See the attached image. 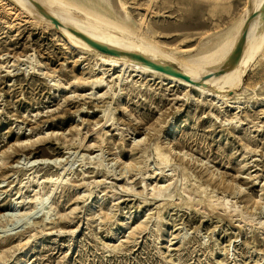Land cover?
Returning a JSON list of instances; mask_svg holds the SVG:
<instances>
[{"label": "rangeland", "instance_id": "374dc122", "mask_svg": "<svg viewBox=\"0 0 264 264\" xmlns=\"http://www.w3.org/2000/svg\"><path fill=\"white\" fill-rule=\"evenodd\" d=\"M116 1L181 58L251 5ZM21 13L0 0V264H264V48L220 101L136 72L118 81ZM155 144L215 175L177 156L165 167ZM199 187L214 204L188 198Z\"/></svg>", "mask_w": 264, "mask_h": 264}, {"label": "bare ground", "instance_id": "6f19581e", "mask_svg": "<svg viewBox=\"0 0 264 264\" xmlns=\"http://www.w3.org/2000/svg\"><path fill=\"white\" fill-rule=\"evenodd\" d=\"M5 1L14 9L20 10L22 12L21 14H25V16L35 21L36 24L38 23V25L42 27L57 32L61 38V42L71 50L79 54L92 56L95 60L99 61V66H107L109 70L112 71L116 70L119 73L117 76L118 81H121L122 77L128 72H136L161 79L162 81H167L173 85L188 88L190 91H195L202 96L213 97L220 101L224 100L226 97V95H224L226 89L232 92L233 89L242 85L245 74L248 70H252V66L258 61L256 60L258 53L264 48V15L260 14V10L264 5V0H249L251 4L250 7L248 9L246 8L247 6L245 7L246 10L243 15L232 29L229 31L226 30L228 32L220 41L216 44L213 42L215 44H212L214 46L213 48L206 51L200 50L201 52L197 51L195 55L192 54L193 56H187L186 58L176 56L179 50L178 48H174V50H165L160 44L155 42L151 37L152 34L150 30L143 29V27H145V22L143 20H139V27L132 25L129 21L128 14L124 11V4L120 3L122 2L121 0L120 2H118V0L116 2L120 5V9L124 11L122 15L118 14V10H115L118 11L116 14L112 11L114 6L111 3L112 7L108 2L111 0H85L81 2H77L76 0ZM33 3L42 7L50 20L40 14ZM109 9L114 12L110 13L112 17L107 15L108 11L110 12ZM252 14H256L257 16L246 25L248 18H250ZM53 22H56L57 25ZM245 30L246 38L239 58L230 67H226L234 47ZM84 38L96 45L109 49L114 52V54H106L98 51L86 43ZM203 44L205 46V43ZM130 54L138 55L156 66L174 68L180 72L182 77H176L154 70L148 65L133 59L129 56ZM102 82L103 80L98 79L93 84L97 85ZM84 139L85 138H82L80 141V146L84 148L90 147L83 145ZM153 150L156 153L158 161L165 165V167L171 164V156H177L181 161L187 160L188 163H195L203 167L209 172L210 178L215 175L213 173L214 171L212 172L210 168L205 167V163L195 160V158L186 152L176 151L173 146L168 147V151H165L158 144H155L153 145ZM179 166H181V164H178V167ZM63 170L64 168H61V171ZM181 170L185 171V168L182 166ZM61 182L62 179L60 181H54L53 187L56 188ZM55 188H52L50 194H52ZM165 188V186L158 188L157 192H163ZM152 191H154V189H152ZM203 191L204 189L201 187L192 189L188 198L192 201L197 198L199 203L203 204L205 202L214 204V201L212 202L201 198ZM235 192L239 194L241 192L240 188L236 187ZM50 194L45 198H48ZM156 196L160 197L158 194H156ZM43 198H34L33 201L36 202V205H39L37 207L41 206L40 204L43 202ZM171 198H173V196L169 194L166 195V199ZM44 203L45 202H43V204ZM219 204L223 208H226V201L223 200ZM37 209L39 210V208ZM34 210L29 211L27 214L25 213L23 216L27 215L26 218L29 216L31 217V215L34 216L33 213L36 212V210L35 212ZM44 214L45 219H48V212L46 211ZM25 224L28 225L29 223L26 222ZM8 233L9 232H7V234ZM22 248L23 247L20 249L23 250Z\"/></svg>", "mask_w": 264, "mask_h": 264}, {"label": "water", "instance_id": "95a60500", "mask_svg": "<svg viewBox=\"0 0 264 264\" xmlns=\"http://www.w3.org/2000/svg\"><path fill=\"white\" fill-rule=\"evenodd\" d=\"M34 7L38 10V12L40 14H42L45 18L49 19V16L46 14L45 10L40 7L39 5L33 3ZM260 14L264 15V5L262 7V9L260 10ZM257 15L256 14H252V16H250V18H248L246 25L248 22H250L252 19H254ZM50 20V19H49ZM55 25H57L56 22H53ZM246 38V30L244 32V34L241 36V38L239 39L238 43L236 44V46L234 47V50L231 53L230 56V60L227 64L226 67H230L232 64H234V62L239 58V55L242 51L243 45H244V41ZM84 40L86 41V43H88L90 46H92L93 48L97 49L100 52L106 53V54H114V52L110 51L109 49L96 45L94 43H92L91 41L87 40L84 38ZM130 57H132L135 60H138L141 63H144L146 65H148L150 68L157 70L159 72L165 73V74H169V75H173L176 77H182L180 72H178L176 69L171 68V67H162V66H156L152 63H150L148 60L138 56V55H134V54H130Z\"/></svg>", "mask_w": 264, "mask_h": 264}]
</instances>
